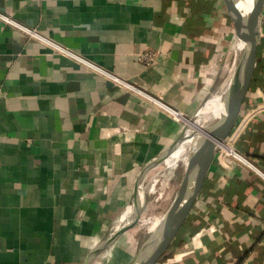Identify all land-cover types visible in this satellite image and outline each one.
<instances>
[{"label": "crops", "instance_id": "0c3cea01", "mask_svg": "<svg viewBox=\"0 0 264 264\" xmlns=\"http://www.w3.org/2000/svg\"><path fill=\"white\" fill-rule=\"evenodd\" d=\"M0 14L105 72L0 18V264H130L153 232L137 233L143 184L159 180L170 194L173 163L193 150L176 156L183 141L151 167L142 193L139 179L224 91L240 43L236 9L0 0ZM260 32L237 123L152 264H264V10Z\"/></svg>", "mask_w": 264, "mask_h": 264}, {"label": "water", "instance_id": "95a60500", "mask_svg": "<svg viewBox=\"0 0 264 264\" xmlns=\"http://www.w3.org/2000/svg\"><path fill=\"white\" fill-rule=\"evenodd\" d=\"M227 2L236 9L240 17L239 39L241 44L235 65L230 71L229 77L227 79V81L229 78H231L233 81H235L237 78L239 80L236 86H234L233 101L231 103L226 122L220 130L215 131L214 133L210 134V136L205 137L200 143L198 149L195 150L192 155L189 171L185 177L179 194L174 199L169 210L161 219L160 223L147 238L138 255L130 264H152L161 255L169 240L173 236L175 230L180 225L181 220L188 211L190 205L194 201L199 187L209 171L218 147L224 144L225 140L230 136L237 123L249 85L253 63L257 52V46L261 35L260 25L261 16L264 10V0H256L255 6L248 13L245 11L242 0H227ZM243 26L245 28L240 38ZM187 131L188 127L184 131L182 138L174 147H172V149H170L161 159L144 169L143 174L139 179V190L141 189L142 180L151 167L165 159L169 154L177 149V147H179L180 144L185 140ZM140 204L141 201L139 196V199L135 203L136 214L133 223H137L140 220ZM121 232L122 231L118 232L114 239L117 238ZM114 239L108 241L101 247L109 246Z\"/></svg>", "mask_w": 264, "mask_h": 264}, {"label": "bare ground", "instance_id": "6f19581e", "mask_svg": "<svg viewBox=\"0 0 264 264\" xmlns=\"http://www.w3.org/2000/svg\"><path fill=\"white\" fill-rule=\"evenodd\" d=\"M242 1H243V6L245 8V11L247 13L255 6V3H256V0H242ZM244 28L245 27L243 26V28L241 30L240 38H241V36L243 34ZM239 75H240V70H239ZM238 80L239 79L237 78L235 81H233L230 78L228 80L227 84H226V87H225L224 91L221 94L216 95L213 98L214 99L213 100V103L211 104L210 107H208L209 108L208 109V117H207V119L205 121V124L203 126L200 127V126H197L196 123L195 124H193L191 122L188 123V125L190 124V126H191V128H192L193 131H192L191 135L190 136H187L185 138V140H184L185 141L184 142L185 148L183 147L184 145L183 146H180L179 149H178V151H177V153H176V156H178L181 153H185L189 149L190 150H193V152H195V150L198 149L200 143L202 142V140L205 137L210 136V134L214 133L215 131L220 130L224 126V124L226 122V119H227V116H228V112H229L231 103L233 101V94H234L233 93V90H234V86H236ZM177 117H178V119L181 118L179 116H177ZM173 158H174V156H173ZM166 166H168V165L166 164ZM154 182H155V180H154ZM141 193H142V191H141ZM142 195L143 194H141V196ZM161 197H162V195H161ZM160 220H161V217L160 216H155L154 215V216H151V217H149L147 219H144L143 220V224L145 226H148L149 229L151 231H153L157 227V225L160 223Z\"/></svg>", "mask_w": 264, "mask_h": 264}, {"label": "rangeland", "instance_id": "374dc122", "mask_svg": "<svg viewBox=\"0 0 264 264\" xmlns=\"http://www.w3.org/2000/svg\"><path fill=\"white\" fill-rule=\"evenodd\" d=\"M239 47H240V43H239ZM238 54H239V49L236 51V55H235V59H234L232 68L235 65ZM232 68H231V70H232ZM213 100L214 99L212 97L211 100L205 106H203L204 108L203 107L201 108V110L203 109L202 112L201 113L199 112L200 114L198 116L194 117L193 122L191 121V123H193V124L196 123V125L200 126V127L205 124V121L208 117V109H209L208 107L211 106V104L213 103ZM188 129H189V131H188L187 136H190L192 131H193L190 124H189ZM224 143H226V142H224ZM178 161L179 162H177V163L176 162L173 163L174 175H173L172 181L170 182V187H171L170 194H169V189H167L165 191H163L161 189V184H160L161 181H159V180H158L157 186L153 187V188H152L153 185H151V184H154V183H152L151 179L147 180L146 183L143 184L142 189L145 190L146 200L144 203V207L142 209L143 213L141 212V216H142L141 220L147 219V218L154 216V215L155 216H161L163 212L167 211V209L169 208V206L173 202V199L175 198L174 194H176V192L180 186L181 181L183 180V178L186 176V174L188 172L189 165L192 161V156L187 160L184 157H181L180 160H178ZM142 189H141V191H143ZM150 191H151V193H150ZM162 192H163V194H162ZM161 195H162V197H161ZM142 225H143V223L140 222L138 227H137V233L141 237H142V234L145 233V237H147L148 235L146 234V232H147L149 227L145 226V225L142 226Z\"/></svg>", "mask_w": 264, "mask_h": 264}, {"label": "built area", "instance_id": "2783aa9c", "mask_svg": "<svg viewBox=\"0 0 264 264\" xmlns=\"http://www.w3.org/2000/svg\"><path fill=\"white\" fill-rule=\"evenodd\" d=\"M0 18H1L3 21H5L6 23H9V24H11V25H14V26L18 27L19 29L25 31V32L28 33L31 37H33V38H35V39H37V40H41V41H44V42L48 43L49 45H51V46H53L55 49H57L58 52H60V53L66 55V56H68V57H71V58H73V59H75V60H77V61H79V62L85 64L86 66L90 67L91 69H94V70H97V71H99V72L105 73L102 69L95 67L93 64H91V63H89L88 61L82 59L80 56H78V55H76L75 53L69 51L68 49H65V48H63V47H60V46L54 44V43L51 42L50 40H48V39H46L45 37H43L42 35H40L38 32H36V31H34V30H32V29H29V28L23 27L22 25L16 23L15 21H13V20H11L10 18L5 17V16H3V15H1V14H0ZM146 58H147V57H146ZM146 58H145V61H146L147 63H149L150 59H152L151 57H149V59H148V58L146 59ZM115 80H116V82H118V83L126 84V83L121 82V81L118 80V79H115ZM127 86H128V85H127ZM129 87H131V86H129ZM172 113H173V115H174L175 117H177V116L180 115L178 112H173V111H172ZM227 145H228V143H227ZM228 148H230V154H231V155H234V156H235L236 158H238V159H242V157H241L238 153H236V151H235V149H234L233 147L228 146Z\"/></svg>", "mask_w": 264, "mask_h": 264}]
</instances>
